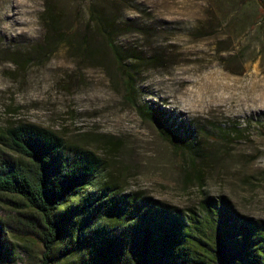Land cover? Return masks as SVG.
I'll return each mask as SVG.
<instances>
[{"label": "rangeland", "instance_id": "374dc122", "mask_svg": "<svg viewBox=\"0 0 264 264\" xmlns=\"http://www.w3.org/2000/svg\"><path fill=\"white\" fill-rule=\"evenodd\" d=\"M91 6L112 23L114 44L142 58L126 62L136 102L195 128L201 157L193 166L135 111L103 29L88 23ZM48 11L56 30L74 28L52 52ZM260 18L252 0H0V130L18 122L50 128L103 156L128 192L179 208L224 197L264 219ZM7 199L0 196V218L13 215ZM17 251L18 262L32 259Z\"/></svg>", "mask_w": 264, "mask_h": 264}, {"label": "trees", "instance_id": "16d2710c", "mask_svg": "<svg viewBox=\"0 0 264 264\" xmlns=\"http://www.w3.org/2000/svg\"><path fill=\"white\" fill-rule=\"evenodd\" d=\"M252 1L264 23V1ZM46 14L52 52L70 43L74 28L58 31L52 11ZM88 23L103 29L139 117L193 166L201 157L193 125L136 102L126 62L141 56L114 44L112 23L94 6ZM0 145V196L13 206V215L0 218V264H264V219L240 214L224 197L204 195L179 208L128 192L111 180L103 156L30 122L0 130ZM17 249L32 259L18 262Z\"/></svg>", "mask_w": 264, "mask_h": 264}]
</instances>
